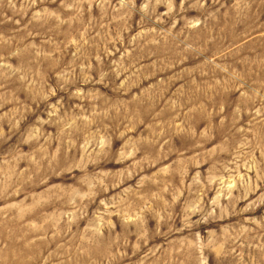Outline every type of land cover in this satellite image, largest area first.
Returning a JSON list of instances; mask_svg holds the SVG:
<instances>
[{"label":"rangeland","instance_id":"374dc122","mask_svg":"<svg viewBox=\"0 0 264 264\" xmlns=\"http://www.w3.org/2000/svg\"><path fill=\"white\" fill-rule=\"evenodd\" d=\"M0 264H264V0H0Z\"/></svg>","mask_w":264,"mask_h":264}]
</instances>
